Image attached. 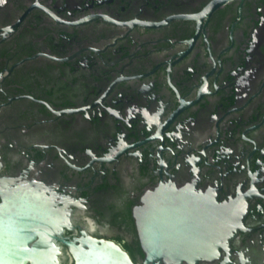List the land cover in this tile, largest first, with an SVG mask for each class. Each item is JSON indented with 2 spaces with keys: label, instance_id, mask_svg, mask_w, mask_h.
I'll return each instance as SVG.
<instances>
[{
  "label": "flooded vegetation",
  "instance_id": "obj_1",
  "mask_svg": "<svg viewBox=\"0 0 264 264\" xmlns=\"http://www.w3.org/2000/svg\"><path fill=\"white\" fill-rule=\"evenodd\" d=\"M211 1L0 0V178L55 212L62 264L87 237L145 264L134 211L169 183L232 229L179 264H264V0Z\"/></svg>",
  "mask_w": 264,
  "mask_h": 264
},
{
  "label": "water",
  "instance_id": "obj_2",
  "mask_svg": "<svg viewBox=\"0 0 264 264\" xmlns=\"http://www.w3.org/2000/svg\"><path fill=\"white\" fill-rule=\"evenodd\" d=\"M230 0H212L206 15ZM0 158V170L2 167ZM226 207L194 187L161 184L143 197L134 216L146 254L145 264L165 258L179 264L214 255L232 229L223 222ZM58 217L37 189L0 178V264H62L55 235ZM75 264H133L112 241L85 238L68 243Z\"/></svg>",
  "mask_w": 264,
  "mask_h": 264
}]
</instances>
